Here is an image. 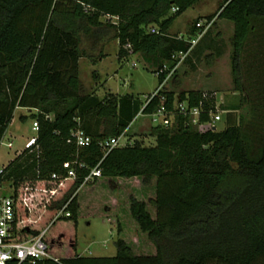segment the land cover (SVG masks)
<instances>
[{"label": "trees", "instance_id": "1", "mask_svg": "<svg viewBox=\"0 0 264 264\" xmlns=\"http://www.w3.org/2000/svg\"><path fill=\"white\" fill-rule=\"evenodd\" d=\"M196 1L0 0V139L17 107L29 111L19 121L29 117L37 123L33 145L7 161L0 181L9 183L14 202L12 238L43 232L50 258L33 264H264V0H222L187 31L192 35L202 18L232 25L230 73L238 96L235 104L218 108L245 111L221 130L182 126L177 115L170 126L151 128L154 145L134 140L103 155L98 141L118 136L138 113L182 100L208 110L214 91L175 94L163 84L143 106L132 94L84 93L78 78V58L95 63L103 45L115 39L117 61L139 54L159 86L167 70H158L163 63L172 68L170 56L187 46L166 29ZM83 41L97 50L96 57L81 47ZM75 129L90 137L88 145L76 146ZM64 163L74 168L73 178L66 177ZM96 164L99 177L82 182ZM117 177L154 179L147 202L153 216L144 201L130 197L128 205L153 254H134L117 238L112 256H78L69 230L46 236L57 221L75 226L80 186ZM64 204L68 215H57Z\"/></svg>", "mask_w": 264, "mask_h": 264}, {"label": "rangeland", "instance_id": "2", "mask_svg": "<svg viewBox=\"0 0 264 264\" xmlns=\"http://www.w3.org/2000/svg\"><path fill=\"white\" fill-rule=\"evenodd\" d=\"M222 0H197L177 15L166 29L167 35L180 34L187 37V31L192 21L199 17L212 14ZM168 12L167 15H170ZM115 20V19H111ZM152 27L155 28L154 25ZM232 25L222 19H213L202 37L193 46L188 55L171 71L168 64L163 63L167 75L163 89L178 93L181 90L197 89L214 91L216 102L226 105L235 104L238 94L232 89L230 73ZM190 37V36H189ZM89 54L96 57V49H88L87 43H81ZM116 42L110 39L105 46V54L99 61L91 63L87 58L78 60V78L82 92L101 98L107 92L114 95L132 94L140 102L150 94L157 85L152 67L145 63L139 54L128 55L117 61ZM218 111L219 108L217 109ZM245 108L228 113L220 112V120L215 123V130H221L232 122L233 115L244 112ZM19 113L27 115L26 111L15 110L12 120L6 127L0 139V165L12 159L14 154L23 148L27 138L34 135L30 129L31 119L18 120ZM151 125L149 119L138 113L127 127L125 138L128 141H138L142 145H154V139L149 134ZM10 141L11 147L5 143ZM122 139L120 140V142ZM8 182H3L4 194H9ZM154 179L144 183L140 178H97L96 181L83 184L77 190V219L73 227L70 221H57L49 225L46 236L54 232L69 230L74 238V253L91 256H112L115 254L113 242L123 239L132 247L134 254H153L154 247L141 233L130 217L128 211L129 198L146 202V210L153 216V208L148 200L154 195ZM8 186V187H7ZM118 223L119 230L116 228ZM54 235V234H53Z\"/></svg>", "mask_w": 264, "mask_h": 264}, {"label": "built area", "instance_id": "3", "mask_svg": "<svg viewBox=\"0 0 264 264\" xmlns=\"http://www.w3.org/2000/svg\"><path fill=\"white\" fill-rule=\"evenodd\" d=\"M171 12L176 11V7H171ZM213 19L206 20L204 18L194 22V31L192 35L184 37L180 34L175 36L177 40H183L187 43L186 49L184 51H177L173 53L170 57L175 60L171 71L174 70L179 63L188 55L193 46L202 37L206 29L209 27ZM153 32V29H150ZM129 50V45L124 46ZM163 67V66H162ZM163 69H159L161 72ZM165 75L162 83L157 86L150 94L146 95L143 100V106L157 94V91L163 86L167 79ZM213 95V108L204 110L200 105L189 106L185 100L174 101L173 107L166 108L162 103L157 105L149 114L145 115L151 125L153 126H170L174 117L179 115L183 118L182 126L190 127L197 131L203 130H214L215 123L220 120V112L218 111L219 103L216 101L215 92ZM162 100V96H160ZM221 104V103H220ZM204 116V117H202ZM30 129L34 132V135L27 138L23 144V148H28L33 145L36 131L37 123L36 121H31ZM125 132H121L118 136L108 137L98 141V146L102 149L103 155L113 147L129 145L131 141L126 140ZM71 135L75 141L76 146L82 147L86 146L90 142V137L83 133L80 129H75L71 132ZM122 141L120 142V140ZM6 147H11V142L5 143ZM77 167H82L81 163H76ZM5 165H0V176L2 175V170ZM63 167L66 168V177L73 178L74 168L69 166L68 163H64ZM51 178H55V173L50 175ZM94 177H99V169L97 164L91 168L88 173L83 177L82 182H88ZM6 181H0V264H33L35 261L50 258L46 251V245L42 240V233L34 235L26 240H14L13 236V222H14V202L10 194H4L2 191V183ZM8 187V186H7ZM65 204L60 208L57 215L67 216L68 212L64 211Z\"/></svg>", "mask_w": 264, "mask_h": 264}, {"label": "crops", "instance_id": "4", "mask_svg": "<svg viewBox=\"0 0 264 264\" xmlns=\"http://www.w3.org/2000/svg\"><path fill=\"white\" fill-rule=\"evenodd\" d=\"M113 40H115V39H113ZM115 42H116V45H117V41H116V40H115ZM107 43H108V42H106V43L103 45V47H102V49H101V50H102V53H103V51H104L105 46H106ZM116 51H117V47H116ZM103 54H104V53H103ZM104 55H105V54H104ZM104 55H103V56H104ZM115 55H116V54H115ZM103 56H102V57H103ZM102 57H101V58H102ZM101 58H100V59H101ZM79 59H82V60H83L84 57H79L78 60H79ZM100 59H99V60H100ZM78 60H77V68H78ZM99 60H98V61H99ZM175 94H176V93H175ZM15 110H20V111H23V110H24V111H26L27 113H29V111H28L27 109H25V108H19V107H17V108H15ZM19 115H25V114H24V113H19ZM11 120H12V118H11ZM11 120H10V121H11ZM9 123H10V122H9ZM129 124H130V123H129ZM7 126H8V125H7ZM124 132H125L124 134H126V132H127V128L124 130ZM22 149H23V148H22ZM22 149H20L19 151H21ZM19 151H18V152H19ZM18 152H17V153H18ZM17 153H15V154H17ZM15 154H14V155H15ZM8 161H9V160H8ZM4 165H5V164H4ZM9 190H10V193H11V188H10V187H9ZM10 193H9V194H10ZM128 245L130 246V248H131V250H132L131 245H130V244H128ZM75 254L78 255V256H91V255H83V254H80V253H75Z\"/></svg>", "mask_w": 264, "mask_h": 264}]
</instances>
